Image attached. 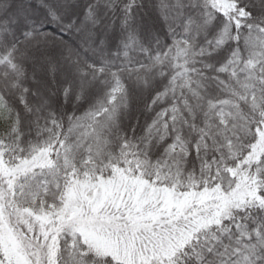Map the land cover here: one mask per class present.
Wrapping results in <instances>:
<instances>
[{
	"label": "snow or ice",
	"instance_id": "snow-or-ice-1",
	"mask_svg": "<svg viewBox=\"0 0 264 264\" xmlns=\"http://www.w3.org/2000/svg\"><path fill=\"white\" fill-rule=\"evenodd\" d=\"M40 3L52 22H62L56 8ZM137 7L128 0L122 10L120 26L129 40ZM155 8L170 32L180 28L187 35L180 52L193 63L196 56L228 49L217 63L204 64L228 98H208L204 111L201 81L188 75L187 59L177 66L183 71L156 73L155 66L163 64L159 56H151L150 64H133L131 45L124 43L112 53L122 56L120 66L102 55L81 67L79 53L69 47L60 60L75 65L76 99L97 81L105 86L103 94L94 110L67 117L66 132L53 113L52 127L44 129L49 138L25 154L24 117L33 114L30 97L38 95L24 84L25 65L35 64L29 55L33 42L54 34L42 31L18 5L14 10L13 0H0V37L24 29L22 40L0 45V264H264V0H157ZM96 17L89 3L63 28L79 21L77 31L88 28L94 38ZM201 36L207 47L194 51L189 41ZM105 47L100 39L94 50ZM40 65L53 80L62 67L47 55ZM40 65L31 75L34 84L36 72L44 70ZM241 72L247 73L243 79ZM157 75L167 82L153 87ZM178 78L195 103L188 96L182 106L169 99ZM134 89L149 92L144 106L149 115L143 124L135 118L121 135ZM62 95L65 102L72 96L70 82ZM201 112L203 126L197 124ZM185 127L195 133L191 140ZM193 155L199 176L195 165L187 167Z\"/></svg>",
	"mask_w": 264,
	"mask_h": 264
},
{
	"label": "trees",
	"instance_id": "trees-1",
	"mask_svg": "<svg viewBox=\"0 0 264 264\" xmlns=\"http://www.w3.org/2000/svg\"><path fill=\"white\" fill-rule=\"evenodd\" d=\"M128 0H43L44 4L51 5L56 8L57 12L61 15L62 22H52L47 14V9L43 7L40 0H13V9L15 10L17 5L19 9L26 13L29 18L36 21V25L41 26L42 31L50 32L54 35L49 36L46 41H41L39 44L33 42V46L29 50V55L36 57L35 64L26 63L28 71V78L24 80V84L33 88L37 91L36 97H30V102L33 106V114L31 116H25L24 120V136L22 147L26 150L25 154L30 151V145L42 144L49 138V133L44 131L46 127H52L50 120L54 118L58 121H63L64 130L66 132L69 115L81 116L84 112L94 110L93 105L97 103V98L103 94L105 86L97 81L91 88H86L84 95L80 100L76 99V95L79 92L78 81L79 76L74 72L75 65L71 64L68 60H60L61 56H66V49L71 47L79 53V59L81 61V67H84L87 63L99 62L101 56L114 62L118 67L123 62L122 56H114L113 52L123 49L124 43H129L131 47L127 49L132 55L133 64L135 61H139L142 64H150L153 61L150 59L151 56H159L163 61L162 65L155 66V72L164 71L166 73H175L176 71H183L182 68H178L179 65H184L185 60L189 62L187 67L189 68L188 75L192 77L193 81L200 80L201 85L199 91L201 96L205 99L201 101L204 105V111H207L206 100L208 98H221L226 99L229 96L222 85H218L217 81L211 79L212 76L217 75L216 73L209 72L204 68L205 63H217L223 56L227 55L228 49H224L219 55L215 53L209 56L207 53L204 56H196L194 58L195 63L192 62L191 57H185L180 49L185 45L183 41L188 39L187 35L180 29L176 28L174 32H170L167 27L162 23L159 18L155 4L157 0H136L138 7L134 12V23L131 31L133 32V39H128V31L123 30L120 26V20L123 16V6ZM91 3L94 5V10L97 13V19L100 20V24L94 29L95 37L89 38L87 35L88 28L77 31L80 28L79 21L71 28H63V25L70 23L73 18L80 16V11L87 4ZM112 4L113 7H109ZM143 5V7H139ZM153 24V25H152ZM36 25L26 26L29 28H35ZM91 27V25H89ZM63 28V30H62ZM21 28L16 31L13 35L4 34L0 37V45L7 43L11 45L17 40H22ZM94 39L95 42L90 45L89 40ZM100 39L106 40V47L100 50H94L97 48ZM179 42V44H177ZM194 51H199L201 46L207 47L204 44V37L201 36L198 41L190 40ZM243 47V46H242ZM258 51V50H257ZM54 56L57 58V62L61 63L63 70L59 69L55 79L45 73L44 65H41L44 70L36 72V79L39 83H33L31 75L36 71V65H39V59L43 56ZM244 55L248 53L245 51ZM39 58V59H38ZM46 67V66H45ZM192 69H199L200 74L192 71ZM256 76L259 77V63L256 67ZM47 74V75H46ZM126 82L132 84L131 80H128L127 73L123 74ZM247 75L245 72L240 73V78L243 79ZM227 80V76L223 77ZM88 79H91L89 77ZM101 80L108 79L111 77H101ZM3 81V70L0 69V84ZM72 86V96L65 102L62 95L63 87L67 86L68 83ZM166 80H162L158 75L154 80L150 81L153 87H160ZM55 88V93L50 96L49 91H53L52 84ZM181 80H177V91L175 97L170 93L169 99L173 103H179L182 106L183 96L190 98V103L196 101L191 98V93L187 88L181 89L179 84ZM235 85V81H232ZM257 97L260 95V84L259 80L255 82ZM191 87L195 88L197 85L192 83ZM238 87V86H237ZM53 93V92H51ZM149 92L142 89H134L130 92L129 108L123 110V115L120 121L121 135L128 129L131 124L135 123V118H139L140 123L143 121L149 113L145 112L144 106L147 103V97ZM252 97L249 95V102ZM47 101V103H45ZM240 104L242 111L247 112L248 108L243 101L237 100ZM18 108L22 107L17 105ZM219 107V106H218ZM39 109V111H37ZM225 111H232L231 107H225ZM214 119L215 117H211ZM204 116L203 112L200 113L197 124L203 126ZM38 122V123H37ZM90 122V121H89ZM231 125H229L230 127ZM4 127L0 124V134H3ZM184 135L189 140L195 135L189 128L185 127ZM75 139V136L71 137ZM211 144V141H209ZM264 151V148H261ZM195 155V154H194ZM193 159L189 162L187 167L191 169L193 165L196 168V174L199 176V161ZM203 155V152L201 153ZM209 157L212 156V152L209 151ZM38 172L39 169H36ZM187 175V173H185Z\"/></svg>",
	"mask_w": 264,
	"mask_h": 264
},
{
	"label": "rangeland",
	"instance_id": "rangeland-1",
	"mask_svg": "<svg viewBox=\"0 0 264 264\" xmlns=\"http://www.w3.org/2000/svg\"><path fill=\"white\" fill-rule=\"evenodd\" d=\"M69 1V0H68ZM153 25V24H152ZM39 59V58H38ZM39 65H40V59H39ZM58 65H61V63H58ZM41 66V65H40ZM63 66L64 65H62V67H59V69H61V70H63L64 68H63ZM41 68H43V67H41ZM44 69H45V73H47V71H46V67L44 66ZM47 75V74H46ZM52 85V89H53V91H51V92H53V93H51L50 91L48 92L49 94H50V96L51 95H53L54 93H55V88H54V85H53V83H51Z\"/></svg>",
	"mask_w": 264,
	"mask_h": 264
}]
</instances>
